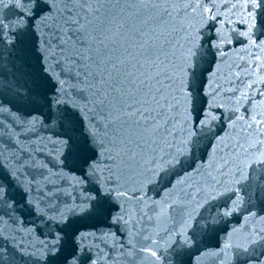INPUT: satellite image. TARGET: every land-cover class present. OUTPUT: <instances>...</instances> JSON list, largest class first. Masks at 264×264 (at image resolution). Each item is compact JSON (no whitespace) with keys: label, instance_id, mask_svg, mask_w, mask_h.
<instances>
[{"label":"water","instance_id":"1","mask_svg":"<svg viewBox=\"0 0 264 264\" xmlns=\"http://www.w3.org/2000/svg\"><path fill=\"white\" fill-rule=\"evenodd\" d=\"M50 2L25 19L0 0V264H264V3ZM84 9L100 15L68 23ZM105 19L122 34L101 35ZM109 61L123 80L155 62L172 81L163 117L126 144L91 87ZM100 188L103 210L84 211Z\"/></svg>","mask_w":264,"mask_h":264},{"label":"snow or ice","instance_id":"2","mask_svg":"<svg viewBox=\"0 0 264 264\" xmlns=\"http://www.w3.org/2000/svg\"><path fill=\"white\" fill-rule=\"evenodd\" d=\"M80 2L82 4H88L89 0H80ZM16 3L21 8V17L25 19L31 18L33 15L42 17L46 12L52 10L50 0H16ZM260 3H264V0H252L253 9L255 5ZM69 14L77 16L78 18L70 20L68 23L79 27V16H99L100 10L84 9L79 14L71 12ZM122 26L119 20L105 19L101 26L100 34L105 37L111 35L118 36L122 34ZM145 27H148L147 23ZM253 27L254 24L250 23L249 30L251 31ZM3 28L4 21L0 18V33H2ZM104 29H107V31L105 32ZM97 38L99 39L100 35ZM101 42L103 43V40ZM58 44L62 47V40L58 39ZM193 57L194 50L189 49L186 58V63L189 66L191 65ZM99 63L97 61L98 65ZM109 63L112 65L111 70L104 67L103 71L92 74L91 87L95 89L94 99L98 109L99 121L104 126L106 133L111 130L112 138L109 142L126 144L127 141L124 140V136L129 127L135 126L138 129H148L150 125L155 126L157 121L163 117L166 111L165 105L168 103L167 91L172 86V81L169 78L168 84L166 85L164 83L162 76L166 75V73L161 72L160 66L155 64V62H152V67L156 69L154 73L149 71L141 73L139 76L133 73H127L126 80L119 78V64L116 61H109ZM114 73L117 75L114 76ZM191 87H195L194 81ZM179 89L184 94L186 84L183 77L181 78ZM48 104L50 108L52 105L59 107L61 104L59 94L54 99H48ZM55 115L62 127L68 126L69 128H73L76 124L75 117L77 113L68 105L59 108V111ZM92 139L95 140L96 136L92 135ZM260 163L264 164V159H261ZM8 176L13 182L15 181V177H12L10 172ZM5 194V182L0 180V197H3ZM97 195L99 199L85 202L88 206L84 208V211L97 213L103 210L105 203L104 190L102 188L98 189ZM71 260L79 264V260L75 254L71 257Z\"/></svg>","mask_w":264,"mask_h":264}]
</instances>
